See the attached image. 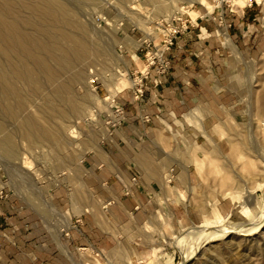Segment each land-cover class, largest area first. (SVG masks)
<instances>
[{
	"label": "rangeland",
	"instance_id": "obj_1",
	"mask_svg": "<svg viewBox=\"0 0 264 264\" xmlns=\"http://www.w3.org/2000/svg\"><path fill=\"white\" fill-rule=\"evenodd\" d=\"M247 1L0 0L11 4L9 19L26 35L21 46L29 39L40 48L47 44L52 25H46L56 22L52 14L60 17L53 2L69 10L66 29L53 31L86 45L83 57L62 67L55 57L41 66L42 54L27 58L19 46L20 79L7 97L0 92V144L7 150L12 143L9 153L0 147V205L22 212L9 214L11 224L0 228L6 231L0 264H264V6L255 24L241 27L242 37L224 35V54L215 41L195 50L200 81L187 95L189 106L162 121L153 137L132 117L134 109L127 116L115 105L116 97L130 94L135 105L144 104L147 81L159 85L170 68L166 54L175 39L188 26L199 33L191 21L206 19L208 31L221 25L226 33L225 19ZM43 8L55 11L44 16ZM171 21L180 32L166 49L162 29ZM40 52L46 60L48 50ZM45 67L56 75L47 78ZM140 83L136 101L134 84ZM5 99L15 108L13 117ZM98 151L123 193L105 205L94 197L88 164ZM133 186L153 193L158 206L140 222L131 214H106L128 212L124 192ZM85 210L94 216L73 215ZM106 238L112 239L100 249Z\"/></svg>",
	"mask_w": 264,
	"mask_h": 264
},
{
	"label": "crops",
	"instance_id": "obj_2",
	"mask_svg": "<svg viewBox=\"0 0 264 264\" xmlns=\"http://www.w3.org/2000/svg\"><path fill=\"white\" fill-rule=\"evenodd\" d=\"M263 1L264 0H261V2L259 0H248L245 5L237 8L229 18L225 19V21L228 22V25L224 27L226 33L221 31V25H218L213 31H208L205 27L208 24L206 23V19L196 18L191 21V23H194L193 25L195 27H198L199 33L195 32L196 28L190 29L188 26L189 31L175 39V43L170 52L166 54V57L170 60V68L167 74L163 76L159 85L154 86L151 80L147 81L144 91V104L142 106L135 105L136 103L133 102L132 95L130 94L131 98L129 97L128 99L116 97L115 105L121 108L123 113L127 116L130 114L128 112L129 109H134V115H130H133L132 117L135 119L138 117L141 119L143 129L148 137L156 135L162 121L175 118L176 115L181 114L183 108L186 110L189 106L188 103L190 102L187 100V95H189L193 84L200 81L198 74L194 73L193 68L197 66V64H199L198 61L202 59L200 58L201 53L195 54V50H199V47L205 46L206 43L210 41H215L216 43L219 42V44H215L217 47L216 52H218L219 55L224 54L227 50L223 46V43L227 42L228 38L226 39V37L228 36L234 41H236V38L239 39L242 37L240 32L241 27L243 30L245 23L255 24L253 21L258 20L257 14L263 10ZM236 12L237 14L234 15ZM187 22L189 23V21ZM234 29L235 31H233ZM224 35L227 36L225 37ZM209 38L211 40H209ZM221 38L224 39L223 42ZM202 51L208 52L209 49L206 50L203 48ZM151 76H153V72H151ZM142 116L145 117L144 119L146 121H142ZM103 155H105L104 152H95V154L89 158L88 164L94 174L93 182H91V186L94 190V197L102 199L104 202L103 205H105L108 204L109 201L116 200L118 195L122 198L121 196H123V193L122 191L119 193L116 191V185L119 182L116 180L115 176H113L110 166H107L106 161H104ZM137 188L138 187L133 186L128 189V193L124 192L125 195L129 197L130 201L127 206L128 212H107L106 214H114L121 219L131 214L136 218L137 222H140L145 216H148L158 204H155L153 201V193L151 194L149 190L140 192ZM11 213L20 215L22 212H20V214L9 212V210L2 208V205H0V228L6 224H11V220L8 218V215ZM75 213H80V216L85 214L91 215V217L94 216L92 212L88 211L73 212V215H75ZM5 232V230L0 231V235H3ZM111 239L112 238H106L102 240L104 242H100L99 248H107L106 242Z\"/></svg>",
	"mask_w": 264,
	"mask_h": 264
},
{
	"label": "bare ground",
	"instance_id": "obj_3",
	"mask_svg": "<svg viewBox=\"0 0 264 264\" xmlns=\"http://www.w3.org/2000/svg\"><path fill=\"white\" fill-rule=\"evenodd\" d=\"M40 1V0H39ZM45 1V0H44ZM59 1V0H58ZM91 1V0H90ZM221 0H218V2H220ZM8 2V1H7ZM20 2H22V1H20ZM27 2V1H26ZM31 2V1H30ZM47 2V1H46ZM119 2V1H118ZM4 4H5V2H3ZM12 3H14L13 1H12ZM28 3V2H27ZM57 3V2H56ZM3 4V5H4ZM10 4V3H9ZM15 4V3H14ZM13 4V5H14ZM29 4H32V3H29ZM40 5L42 4V3H39ZM48 4V3H47ZM53 4V7L56 9V11H58V10H60V11H58L59 12V14H60V17H59V15H58V18L56 17V13L55 14H52L51 15V12H54L53 10L52 11H50V10H48L49 12H50V14H49V12H47V10L45 9V8H43V10L45 9L46 10V12L44 13V16H52V17H54V18H56V22L55 21H53V19L52 18H50V19H52V21H51V23L49 24V25H46L47 27L49 26L50 27V25H52V27H51V29L52 30H45L47 27H45V25L43 26V27H45V31H47L48 32V40H47V44H46V41H45V44H43L44 46L42 47V48H40V46H34L30 41H32L33 39H29L27 42H26V40H25V42L26 43H23V44H25V45H23L22 44V46H21V38L23 39L24 38V36H26V35H24V34H22L19 30H18V27H17V25H16V21H14V20H11V19H9V10L10 9H13L12 7H10L11 6V4H10V6L8 7H5V5L4 6H2V5H0V52L1 51H4L5 52V60L6 61H3L4 63H6V66L4 67V66H1V62H0V76H5V79H4V81L5 82H3V81H1L0 80V92H2V91H4V92H6V95H4V96H8V95H10L13 91H15V88H14V83L15 82H17V78H19L18 76H19V68H17V66H16V63L17 62H15V55H16V57L17 58H20L21 59V56L19 57V53L17 52V51H19V49H20V47L19 46H21L22 47V54H24L23 56H25V55H28V56H26L27 58L28 57H33V56H37L38 55V57H39V55L40 54H42V55H44L43 53H41L40 51H42V52H44V51H46V49L48 50V55L46 54V56H48L47 57V59L46 60H44V59H41V57L42 58H44V56H42V55H40L41 57H40V59H38V58H36L35 57V59H38V61L37 60H35V62L37 61L38 62V64H40L41 66H49L48 64H50L51 63V58L52 57H55V59H56V63H58L57 65H59V67H62L61 65L62 64H67V63H75V61L78 59V58H80L81 56H82V54L85 52V46L83 45V41H81V39L79 40V38H77V36H75L77 39H75L74 37H72L71 35H69V34H63V33H61V32H59V31H57V30H54L53 31V29H59V30H61V28L62 27H67L68 25V20H67V15H69L68 14V12H69V10H68V12L66 11V9L63 7V8H60V7H56V5H54V2L52 3ZM49 5H51V4H49ZM32 6V5H31ZM44 7H47L46 6V4H44L43 5ZM52 6V5H51ZM63 6V5H62ZM209 7H210V5H208ZM14 7V6H13ZM16 7V6H15ZM19 7V6H18ZM33 7H35V6H33ZM39 8H40V6H38ZM38 7H37V10H38ZM49 7V6H48ZM47 7V8H48ZM18 9V8H17ZM48 9H51V8H48ZM53 9V8H52ZM36 10V9H35ZM13 11V10H12ZM12 11H11V13H12ZM39 11H41V10H39ZM42 12V11H41ZM36 13L38 14V12L36 11ZM26 14V13H25ZM40 14V13H39ZM36 15V14H35ZM42 15V14H41ZM53 15H55V16H53ZM27 16V15H26ZM38 16H40V15H37V16H34L36 19H38L39 17ZM27 17H29V16H27ZM33 16H32V19L34 18ZM31 18V17H30ZM42 18V17H41ZM18 19V18H17ZM16 20V19H15ZM27 20H28V18H27ZM35 20V19H34ZM21 21V20H20ZM39 23L40 22H42L41 21V19L39 20H37ZM36 22V21H35ZM43 22H44V20H43ZM52 22H55L54 24H52ZM32 23V22H31ZM65 23H66V25H65ZM42 24H46V23H42ZM28 25V24H27ZM32 25V24H31ZM36 25V24H35ZM65 25V26H64ZM54 26V27H53ZM21 27V26H20ZM47 28V29H50V28ZM66 27H65V29H66ZM69 27H70V25H69ZM68 27V28H69ZM38 28V27H37ZM34 29V28H33ZM42 29V28H41ZM42 29V30H43ZM41 30V32L43 33V34H45L44 33V31H42ZM33 31V30H32ZM36 31H38V29L36 30ZM35 31V32H36ZM40 31V30H39ZM38 31V32H39ZM64 31V30H63ZM24 33V32H23ZM41 33V34H42ZM40 34V33H39ZM28 37V36H27ZM30 37V36H29ZM32 37H34V36H32ZM96 37V36H95ZM26 38V37H25ZM46 38V39H47ZM24 40V39H23ZM22 40V41H23ZM43 40H44V38H43ZM85 43V42H84ZM38 45V44H37ZM35 47V48H34ZM44 50V51H43ZM3 52V53H4ZM17 52V53H16ZM20 52V51H19ZM45 53V52H44ZM4 55V54H3ZM45 56V57H46ZM61 58V56H63V58L62 59H60L59 57ZM0 57H1V55H0ZM83 57V56H82ZM16 58V59H17ZM4 59V58H3ZM53 59V58H52ZM18 60V59H17ZM29 60H32V58L31 59H29ZM1 61H2V59H1ZM19 61H21V60H19ZM34 61V60H33ZM32 61V62H33ZM50 62V63H49ZM23 63V62H22ZM25 64V63H24ZM23 64V65H24ZM71 65V64H70ZM69 65V66H70ZM38 66V65H37ZM24 67V66H23ZM65 67H66V65H65ZM37 68H39V66L37 67ZM46 68V67H45ZM53 68H55V67H53ZM24 69V68H23ZM28 69V68H27ZM40 69V68H39ZM43 69V68H42ZM47 70V72H45V73H47V78H52V77H54L55 75H56V71L55 70H51V68L49 67V68H46ZM56 69V68H55ZM21 70V69H20ZM57 70V69H56ZM61 70V69H60ZM42 71V70H41ZM21 72V71H20ZM26 72H27V70H26ZM43 72H44V70H43ZM20 74H22V73H20ZM23 74H24V72H23ZM23 74H22V77H23ZM26 74H29V77H26V76H28V75H26ZM25 75V77L26 78H30L31 76H30V73H26ZM44 75V74H43ZM1 78V77H0ZM20 79V78H19ZM47 80V79H46ZM45 80V81H46ZM24 81V80H23ZM2 83V84H1ZM36 83V82H35ZM37 84V83H36ZM39 86H40V84H39ZM75 89V88H74ZM3 93V92H2ZM15 93V92H14ZM4 94V93H3ZM8 94V95H7ZM3 97V96H2ZM1 97V98H2ZM0 98V99H1ZM9 98V97H8ZM9 101V100H8ZM6 102V99H5V101H3L4 103V105H5V110H6V113H7V115L8 116H14V115H16V111H15V108H13V107H11L8 103L9 102ZM2 104V105H3ZM10 106V107H9ZM27 106V105H26ZM0 108H2V107H0ZM1 113V112H0ZM18 115V114H17ZM29 122V121H28ZM25 127V126H24ZM28 127L30 128V124H28ZM10 141V140H9ZM1 142V141H0ZM5 142V141H4ZM2 144H6V142L5 143H1L0 144V147H5V146H3ZM11 145H12V143H11ZM11 145H10V147H8V146H6L7 147V150L5 149V152L6 153H9V152H11ZM2 149V148H1ZM220 222V219H217L216 220V224L217 223H219ZM220 224V223H219ZM226 230H230V229H226ZM226 230H223V231H226ZM235 230V229H234ZM208 231V230H207ZM250 231V230H249ZM230 232H233V231H230Z\"/></svg>",
	"mask_w": 264,
	"mask_h": 264
},
{
	"label": "built area",
	"instance_id": "obj_4",
	"mask_svg": "<svg viewBox=\"0 0 264 264\" xmlns=\"http://www.w3.org/2000/svg\"><path fill=\"white\" fill-rule=\"evenodd\" d=\"M181 25H184V27H182L184 30L187 29V24H185V22H180ZM163 32V40H162V45L167 49L169 47V45L172 44V40L175 38V36L180 32V30L178 29V25L176 22L171 21V23H166L165 26L162 29ZM164 48V49H165ZM166 66V63L163 62V64L161 65L162 70L158 71V75L162 74L164 68ZM159 83V81H155L154 82V86H157ZM134 89H133V94H134V100L139 101L141 100L142 94H143V89H142V83L140 84H134ZM118 111H122L121 108H116V112Z\"/></svg>",
	"mask_w": 264,
	"mask_h": 264
}]
</instances>
